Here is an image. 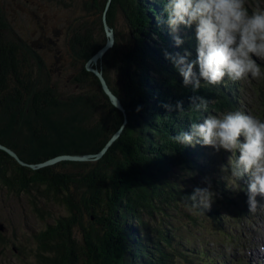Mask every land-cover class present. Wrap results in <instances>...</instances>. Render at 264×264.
<instances>
[{
    "label": "trees",
    "instance_id": "16d2710c",
    "mask_svg": "<svg viewBox=\"0 0 264 264\" xmlns=\"http://www.w3.org/2000/svg\"><path fill=\"white\" fill-rule=\"evenodd\" d=\"M152 1L91 0L96 16L87 25L79 23L68 41L70 64L78 69L71 82L82 90L76 96H63L49 84L37 86L33 82L36 72L31 61L37 67L42 63L33 49L11 34L0 10V145L14 151L25 163H18L0 149V188L27 196L41 188V197L66 210L35 234L39 264H220L219 255L213 262L194 263L193 259L201 256L195 247L187 249V241L172 230L164 225L149 227L140 216L145 211V215L159 219L168 207L184 206V197L200 185L197 177L203 183L205 178L211 182L217 190V203L228 199L222 191L226 189L224 182L213 176L217 166L211 164L212 148L179 145L171 136L189 132L191 123H202L207 115L237 110L236 86L240 85L226 79L219 86L201 81L195 92L190 85L185 86L165 55H176L179 49V55L187 51L189 60H195V36L179 34L184 43L176 49L169 46L164 38L167 0ZM119 11L130 30L128 39L124 36L119 40L114 35V44L97 66L92 65L123 107L125 123L119 136L100 157L89 162L91 168L84 173H67L71 165L86 164L79 161L29 166L60 154L96 153L120 127L122 112L111 104L97 76L85 68L86 61L106 41L103 15L113 31ZM110 68L119 71L118 86L108 77ZM192 96L211 101L207 113L191 109ZM257 99L260 119L264 120V101L259 95ZM178 101L183 102L182 113L175 110ZM165 104L173 110L168 111ZM223 155L228 159L223 150L218 152V159ZM75 184L81 188L77 198L70 189ZM241 192L246 196L247 188H241ZM33 196V201L28 200L42 216L39 195ZM80 208L90 220L81 243L72 233L80 224ZM204 214L216 223L220 220L212 207ZM191 221L196 223L194 218ZM175 258L184 260L176 263Z\"/></svg>",
    "mask_w": 264,
    "mask_h": 264
},
{
    "label": "rangeland",
    "instance_id": "374dc122",
    "mask_svg": "<svg viewBox=\"0 0 264 264\" xmlns=\"http://www.w3.org/2000/svg\"><path fill=\"white\" fill-rule=\"evenodd\" d=\"M151 2L153 1L151 0ZM257 2L264 6V0H250V6ZM0 10L4 13L7 28L11 34L19 38L21 43L33 49L42 63L37 67L31 61L33 71L36 72V75L32 76L33 82L37 86L49 84L63 96L80 94L81 88L71 82L73 75H77L78 69L70 64L71 50L68 41H70L72 31L79 23L87 25L88 21L91 20V23L93 16H96V11L91 8V0H0ZM103 18L104 15L102 20ZM165 26V41L176 49L173 33L168 25L165 24ZM108 29L106 24L105 30ZM129 32L128 25L119 11L113 21V35L119 40L125 36L127 40ZM179 34L193 37L195 28L194 26L192 28L182 27ZM104 35L106 36L105 32ZM34 43H39L40 46L34 47L36 46ZM177 52L180 54L179 49ZM97 61L98 59L92 62L93 66H97ZM257 63L264 70V60L258 59ZM118 73L117 68L108 70V77L116 86L119 84ZM238 84L240 85L236 86L239 97L237 110L260 119L261 109L257 95L264 101V77L241 80L238 81ZM124 123L123 119L120 126L123 127ZM25 136L23 135V137ZM217 154L218 152L214 149L210 151V155L213 156L211 164L217 166L213 176L224 182L226 189L222 191L228 198L221 199L223 202L219 203L215 199L211 206L220 215V220L217 223L206 214L194 215L181 205L168 207L159 219L153 215H145V211H142L141 219L147 220L149 227L164 225L168 230H172L178 238L187 241V249H189L188 246L195 247L194 251H198L201 256L193 259L194 263L213 262L215 256L219 255L220 264L222 262L240 264V260L245 264H255L253 259L249 260L246 255L250 251L256 252L254 257L264 260V251L261 250L264 247V208H258L255 212L248 211V197L241 192V188H247V178L239 182V190H233L234 184L228 174L221 171V166L226 165L228 159L226 155H223L219 160ZM227 154L230 155V153ZM91 161L94 160L79 161L86 164L81 167L71 165L70 171L67 173L73 172L74 176L84 173L86 169L91 168L89 165ZM178 166H181V163ZM54 169H58V167ZM196 180L200 183L199 187L207 186L206 183H203L202 178L197 177ZM77 187V184L70 187L74 198H77L78 190L81 189H77ZM41 190V188H38L37 191L32 190L33 195H39L38 200L42 212V216H39L35 206L29 202L30 199L33 201L32 197H34L31 192L27 196L0 188V224L2 225L0 236L3 239L0 242V264H39L36 258L39 248L35 234L43 230L46 225L52 224L58 216L66 213L63 205L41 197L38 192ZM212 191L217 195V190L213 186ZM237 194L241 195L240 199L242 200L233 196ZM229 200H233L234 204ZM257 201L264 204V199L259 196ZM80 214V224L75 226L72 233L81 243V237L87 234L86 227L90 220L82 208H80ZM193 218L196 223L191 221ZM151 235L155 237L154 232H151ZM185 258L190 259V256L186 254ZM183 260L175 258L174 262L180 263ZM259 264L264 263L259 262Z\"/></svg>",
    "mask_w": 264,
    "mask_h": 264
},
{
    "label": "clouds",
    "instance_id": "9594fccd",
    "mask_svg": "<svg viewBox=\"0 0 264 264\" xmlns=\"http://www.w3.org/2000/svg\"><path fill=\"white\" fill-rule=\"evenodd\" d=\"M166 23L173 33L177 47L184 43L180 29L195 28L196 59L191 55L166 54L185 86L197 91L201 81L219 86L224 81L238 82L264 77L257 60H264V6L250 0H167L164 6ZM191 109L207 113L210 100L202 96L190 97ZM168 111L169 104L163 105ZM175 110L183 112V102ZM171 139L179 145L200 144L216 152L230 153L221 171L227 173L233 190H239L241 180L247 178L248 211L264 208L257 197L264 199V120L244 111L235 110L220 115H207L202 123L193 122L190 131H180ZM196 187L184 197V207L194 215H204L215 201L211 182Z\"/></svg>",
    "mask_w": 264,
    "mask_h": 264
},
{
    "label": "water",
    "instance_id": "95a60500",
    "mask_svg": "<svg viewBox=\"0 0 264 264\" xmlns=\"http://www.w3.org/2000/svg\"><path fill=\"white\" fill-rule=\"evenodd\" d=\"M106 29V27H105ZM105 34L106 36L108 37V39L105 41L104 45L101 46L85 63V68L91 72H93L98 80H99V83L101 84V87L102 89L108 94L112 104L116 107V108H120L118 107L119 104L117 102V100L109 93L108 89L106 88V84H105V81L103 79V77L101 76V74L94 68H91L89 66V63L90 62H94V60L96 58H98V56L106 51L107 48L110 47V45L112 44L113 42V36H112V32L110 29L108 30H105ZM122 115H123V119L125 121V115H124V112H122ZM122 126H120L116 131L115 133H113V135H111V137L109 138V140L107 142H105V144L96 152V153H91V155H87V154H83V155H71V154H60V155H56V156H53L47 160H45L43 163H38L36 165H29L31 167H37V166H42V165H46V164H51V163H54L56 161H60V160H71V161H85L89 156H94L96 158L100 157L105 151H106V147L112 143L116 138L117 136L119 135V132L121 130ZM0 149L4 150L5 152H7L10 156H12L18 163H22V164H25L24 162L20 161L17 157V155L15 154L14 151H12L11 149L3 146V145H0Z\"/></svg>",
    "mask_w": 264,
    "mask_h": 264
},
{
    "label": "bare ground",
    "instance_id": "6f19581e",
    "mask_svg": "<svg viewBox=\"0 0 264 264\" xmlns=\"http://www.w3.org/2000/svg\"><path fill=\"white\" fill-rule=\"evenodd\" d=\"M108 4H109V2H108ZM108 4H107V6H108ZM104 19H105V17L103 18V24H104V30H105V27H106V22L104 21ZM111 32H112V36L114 37V35H113V31L111 30ZM108 38V37H107ZM114 44V42H112V44L110 45V47L112 46ZM108 49V48H107ZM106 49V50H107ZM103 52L98 56V58H96V59H98V60H100L101 59V57L103 56ZM96 59L94 60V61H96ZM93 63L92 62H90L89 63V66L91 67V68H93ZM99 72V71H98ZM100 73V72H99ZM101 74V73H100ZM102 76V75H101ZM104 79V78H103ZM105 81V80H104ZM105 84H106V82H105ZM107 85V84H106ZM106 88L108 89V91H109V93L117 100V102H118V104H119V106L118 107H120V108H118L119 109V111H121V112H123L124 110H123V107H122V105H121V103H120V101H119V99L116 97V96H114L113 94H112V92L110 91V89H109V87L108 86H106ZM104 91V90H103ZM104 93L107 95V97L109 98V96H108V94L104 91ZM109 100H110V98H109ZM111 101V100H110ZM111 104H112V102H111ZM113 105V104H112ZM114 106V105H113ZM115 107V106H114ZM120 132H121V130H120ZM112 143H110L107 147H106V149H108V147L111 145ZM97 158L96 157H94V156H89L87 159H86V161H90V160H96ZM69 161H71V160H69ZM254 245V244H253ZM254 250V249H253ZM261 250L262 251H264V247H262L261 248ZM258 253H262V252H258ZM256 254V252H248V254L246 255L247 257H249L248 259L250 260V259H253V263H255V264H259V262L260 263H264V260H261V259H257L256 257H254V255ZM256 256V255H255ZM241 261V263L240 264H245L242 260H240ZM239 264V263H238Z\"/></svg>",
    "mask_w": 264,
    "mask_h": 264
}]
</instances>
